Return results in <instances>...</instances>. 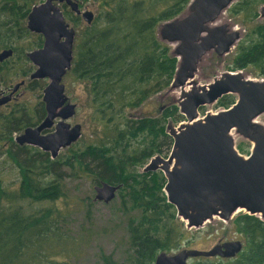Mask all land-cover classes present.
<instances>
[{"label": "trees", "instance_id": "1", "mask_svg": "<svg viewBox=\"0 0 264 264\" xmlns=\"http://www.w3.org/2000/svg\"><path fill=\"white\" fill-rule=\"evenodd\" d=\"M189 1L101 0L96 17L83 28L78 15L63 11L65 19L79 30L68 73L86 85V116L96 128L88 138L51 158L48 152L14 141L15 133L36 125L44 113L42 105L22 109L17 117L12 107L0 113V155L16 172V185L2 186L0 182V264H56L43 258L55 244L64 250L65 245L68 252L75 250L78 238L61 228L63 213L54 204L66 198L65 180L69 178L89 179L94 186L102 182L121 185L117 192L121 207L129 214V253L124 263L102 253L101 264H153L160 252L169 253L190 243L163 191V173L139 170L152 156L169 153L172 137L166 133V124L170 119L179 121L182 115L173 104L157 108L155 115L129 114L170 85L177 59L156 37V27L179 15ZM34 4L36 0L0 2V51L12 50V55L0 62L2 81L19 74L18 58L29 63L25 50L42 46L41 34H33L35 38L24 47L22 44V39L32 34L26 18ZM262 4L264 0H237L227 10L245 26L230 70L253 67L264 78V22L257 21ZM31 72L30 66H23L20 74ZM40 81L30 80L28 89L38 92L44 88ZM235 99L233 94H225L215 104L226 109ZM34 203L47 205L33 210L25 207ZM130 208L139 214L134 217ZM230 223L243 240L241 250L231 258L195 257L191 264H264V220L240 213Z\"/></svg>", "mask_w": 264, "mask_h": 264}, {"label": "water", "instance_id": "2", "mask_svg": "<svg viewBox=\"0 0 264 264\" xmlns=\"http://www.w3.org/2000/svg\"><path fill=\"white\" fill-rule=\"evenodd\" d=\"M55 1L65 2L87 23L93 19V13L81 11L74 0H44L34 4L27 15V29L43 37L42 46L26 52V56L35 66L30 79L48 80L41 98L46 115L38 124L24 128L14 141L35 146L51 158L77 142L82 134L80 123L68 122L76 113V104L69 101L62 82L72 66L76 31ZM236 1L190 0L179 15L156 27L158 40L173 45L170 53L177 63L168 87L181 90L177 106L187 122L178 126L168 122L170 151L166 156H152L144 171L163 173L167 201L188 227H200L215 216L229 221L237 210L264 220V126L255 121L264 112V78H250L243 70L227 71L207 85L184 90L205 54L213 52L221 57L243 37L236 24L216 23ZM258 13L264 18V4L259 6ZM11 54V49L2 50L0 61ZM18 85L14 84L12 93ZM225 94L237 96L230 107L198 117L200 107L215 104ZM11 95L5 94L0 104ZM53 125V131L44 132ZM232 129L250 140L247 156L237 151ZM120 186L106 182L95 185L94 200L111 201ZM241 248L240 240L217 242L209 249L182 248L173 253L160 252L153 264H187L199 256L231 258Z\"/></svg>", "mask_w": 264, "mask_h": 264}, {"label": "rangeland", "instance_id": "3", "mask_svg": "<svg viewBox=\"0 0 264 264\" xmlns=\"http://www.w3.org/2000/svg\"><path fill=\"white\" fill-rule=\"evenodd\" d=\"M42 1L44 0H36V3H40ZM74 1L78 3V7L81 11H91L93 13V19L96 17L101 8V0ZM54 3L61 8L62 13H64L63 11H68L71 12L73 16L75 15L74 11H72L65 2L60 3L55 1ZM78 16L80 17V28H83L91 23L85 22L81 15ZM66 21L75 29L76 36L74 41H76L79 31L78 27L74 26V24L71 21H68V19H66ZM227 21L236 24L242 30V34L245 33V26L240 22L238 17L230 15L228 10H225L224 13H222V15L218 18L216 23L220 24ZM257 21L264 22V18L258 17ZM33 34L37 33H29V39H22L23 47L26 46L32 38H35L36 35ZM166 45H168L170 49L173 46L172 44ZM31 50L28 49L25 51L28 52ZM234 54L235 47H232L229 53L221 57H218L216 53L213 52L205 54L201 62L199 63L198 70L193 80H191L190 84L186 85L184 90L188 91L194 86L199 87L201 85H207L212 82L214 78H218L219 76H221L223 72L231 71L229 68V64L231 63ZM28 62V64H24L20 61V58H18L19 74L16 77L12 78L10 81L1 80L2 83H0V87L2 88L11 86L12 84L19 85L13 99L0 106V113L7 112L12 107V110L15 109L16 111L14 116L17 117L16 114L19 115L22 109H31L35 104L42 105V107L44 108V103L41 99L43 88L38 90V92L28 89L27 84L30 80H32L30 79V74L35 69V66H33L30 61ZM23 66H30L32 68V72L30 74H20ZM68 72L69 71H67V73L63 77L62 82L65 86V94L68 96L69 101L76 104V113L72 118L68 120V122L72 125L75 123L81 124L82 134L78 141L85 140L93 133V130H95L96 128V126L91 125L89 119L86 116L87 110L84 107V100L87 97L86 85L83 83H79L77 79L69 75ZM243 73L244 75L253 79L261 78L256 74L253 67L244 68ZM38 80H41L40 82L43 83L44 86L48 82V80L46 79ZM180 94L181 90H171L169 87H167L162 92L147 99L138 108L129 111V114L146 116L155 115V110L161 106L171 104L178 105V97H180ZM234 96L237 97L236 95ZM217 110L218 109L214 105V103L205 104L198 109V117L201 118L205 116V113L207 112L216 113ZM44 115L45 109L42 117L37 122H39L44 117ZM32 119L35 120V116H32ZM169 121L173 126H178L180 123L183 124L184 122H187L186 118L183 115L179 121H172L171 119L168 120V122ZM255 121L264 126V112L259 114L255 118ZM53 129L54 127H51L44 130V132H50L53 131ZM232 136L234 138V144L237 151L241 155L247 156L251 148L250 140L244 137L242 134L235 132L234 130ZM239 146L244 149L240 150ZM63 150L64 149H62L60 153L63 152ZM4 158V155L1 154L0 182L2 186L8 185L9 183H14V185H16V172L15 170L11 169V167L9 166L10 163L6 162ZM139 170L144 171V167H141ZM65 186V189L67 190L66 198H59L57 201H55L54 204L59 207L63 213V218L65 221H62V223L60 224L61 228L70 236L78 238V242L75 250L72 252H68L65 245L64 250V248H56L57 244H55L54 248L49 251L48 254H46L43 258L49 257L54 262H56V264H101L100 255L102 253H105L112 255V257L118 262L124 263L130 249L128 246L127 232V219L129 214L126 213V211L121 207L118 192L111 201L105 203L103 201L94 200V185L91 184L89 179H84L81 177L75 179L69 178L65 180ZM46 205L47 204L45 203H34L31 206H27L26 204L25 207L28 208V210H33L38 207H45ZM130 209L131 210L129 211V213L134 217L139 214L138 210L132 208ZM240 213H244V211H235L229 221H225L222 218L215 216L211 220H207L200 227H188L186 226V222L179 218V220L184 225V231L190 243L188 245L183 244L180 248L172 250L169 253L176 252L182 248L209 249L217 242H224L229 240L239 239L241 242H243V240H241V237L233 232L230 228V221ZM86 215H88V217ZM192 262L193 258H191L187 264H191Z\"/></svg>", "mask_w": 264, "mask_h": 264}, {"label": "flooded vegetation", "instance_id": "4", "mask_svg": "<svg viewBox=\"0 0 264 264\" xmlns=\"http://www.w3.org/2000/svg\"><path fill=\"white\" fill-rule=\"evenodd\" d=\"M0 2H1V0H0ZM76 15H78V14H76ZM1 52V51H0ZM12 55V54H11ZM10 55V56H11ZM9 56V57H10ZM9 57H7L6 59H8ZM6 59H3V60H6ZM3 60H1V61H3ZM0 61V62H1ZM0 83H2L1 82V79H0ZM14 87V84H12L11 86H7V87H4V88H2V87H0V99H3L4 97H5V94H9V93H11L12 95L10 96V99L9 100H7L6 102H4V103H1L0 104V106H2L3 104H6L7 102H9V101H11L12 99H13V97H14V94L16 93V91L17 90H15L13 93H12V88ZM18 89V88H17ZM44 109H45V107H44ZM45 115H46V111H45ZM44 115V116H45ZM44 118V117H43ZM42 118V119H43ZM41 119V120H42ZM40 120V121H41ZM39 121V122H40ZM39 122H37L36 124H38ZM57 122V119L54 121V125H55V123ZM35 124H32L31 126H34ZM54 125L52 126V127H54ZM20 133V132H19ZM19 133H16L15 135H14V137L17 135V134H19ZM46 133V132H45ZM18 144V143H17ZM21 145H28V144H21ZM30 146H32V145H30ZM35 147V146H34Z\"/></svg>", "mask_w": 264, "mask_h": 264}, {"label": "bare ground", "instance_id": "5", "mask_svg": "<svg viewBox=\"0 0 264 264\" xmlns=\"http://www.w3.org/2000/svg\"><path fill=\"white\" fill-rule=\"evenodd\" d=\"M216 106V104H214ZM218 110L216 112H218L220 109H225V108H217ZM233 134V129L230 131Z\"/></svg>", "mask_w": 264, "mask_h": 264}]
</instances>
